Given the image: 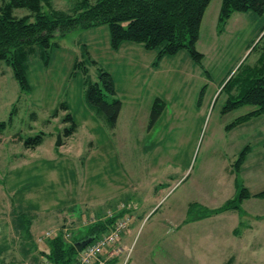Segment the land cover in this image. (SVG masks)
Listing matches in <instances>:
<instances>
[{
  "label": "rangeland",
  "instance_id": "1",
  "mask_svg": "<svg viewBox=\"0 0 264 264\" xmlns=\"http://www.w3.org/2000/svg\"><path fill=\"white\" fill-rule=\"evenodd\" d=\"M49 2L69 12L81 0ZM220 2L212 0L204 13L195 44L199 64L183 49L153 67L157 50L128 42L113 50L107 25L54 37L46 52L37 47L25 67L28 93L0 62V122L6 123L0 135V264L12 258L33 264L30 257L44 247L33 241L37 226L66 227L78 236L122 206L131 221L110 264L140 257L155 264H264V199L253 196L264 191V115L228 131L255 107L224 112L248 70L263 63L264 15L235 13L219 29ZM100 71L110 74L122 103L112 130L84 100L85 80L98 82ZM157 98L163 111L149 126ZM68 114L77 129L66 137ZM41 133L43 143L27 149L25 141ZM246 146L239 178L251 197L241 212L189 221L235 196L232 165ZM25 239L28 254L11 257ZM38 260L34 264L45 261Z\"/></svg>",
  "mask_w": 264,
  "mask_h": 264
},
{
  "label": "trees",
  "instance_id": "2",
  "mask_svg": "<svg viewBox=\"0 0 264 264\" xmlns=\"http://www.w3.org/2000/svg\"><path fill=\"white\" fill-rule=\"evenodd\" d=\"M212 0H81V3L69 12L53 9L49 0H0V62L11 67L13 76L21 92L28 93L30 86L25 74L26 62L38 47L46 52L53 44L54 37H64L68 32L81 29L88 30L107 25L110 35V47L119 49L123 43H136L146 50H157L152 66L157 67L165 56H174L185 49L191 59L199 64L202 55L195 49L204 13ZM26 9L28 14L16 17L14 11ZM235 13H255L264 15V0H221L217 27H224ZM262 33V32H261ZM264 34L261 36V39ZM239 94L230 102L224 112L243 106H253L255 110L234 120L227 130L248 122L251 118L264 115V55L263 63L254 67ZM98 82L85 80L84 100L90 112L103 121L108 129H114L121 112L122 103L116 97L113 80L109 73L100 71ZM232 81L230 78L228 85ZM66 108L65 104L61 105ZM164 104L155 99L150 110L149 126L153 125L163 111ZM16 109L13 107L9 121ZM66 121L71 125L65 131V136L72 135L77 125L68 114ZM6 128L5 122H0V135ZM43 143V134L25 141L27 149H35ZM249 147L246 146L232 165L235 174V196L225 201L215 209L205 208L200 215L189 219L197 221L218 214L236 211L241 212V205L251 195L243 187L239 173ZM254 197L264 199V191ZM195 207L190 204L188 211ZM105 217L86 225L78 236H71L66 241L62 235L48 240L41 254L45 261L52 264H75L79 252L75 243L83 240L95 241L108 232L117 217ZM187 222V221H185ZM66 228V227H65ZM64 227L60 228V230ZM69 231V230H68ZM89 243V244H90ZM42 246V245H41Z\"/></svg>",
  "mask_w": 264,
  "mask_h": 264
},
{
  "label": "built area",
  "instance_id": "3",
  "mask_svg": "<svg viewBox=\"0 0 264 264\" xmlns=\"http://www.w3.org/2000/svg\"><path fill=\"white\" fill-rule=\"evenodd\" d=\"M124 211V206L120 207L118 212ZM114 215L108 213L107 217ZM131 221V215L128 212L122 213L115 220L110 230L95 241L88 244L78 254L75 264H107V262L121 253L118 243L123 233L127 232ZM94 222V221H93ZM92 223V222H91ZM66 240H70L68 229H49L42 232L36 239L38 245H44L48 240L61 236ZM42 264H52L45 261Z\"/></svg>",
  "mask_w": 264,
  "mask_h": 264
},
{
  "label": "crops",
  "instance_id": "4",
  "mask_svg": "<svg viewBox=\"0 0 264 264\" xmlns=\"http://www.w3.org/2000/svg\"><path fill=\"white\" fill-rule=\"evenodd\" d=\"M220 4H221V2H220ZM219 8H220V6H219ZM218 13H219V11H218ZM233 16V15H232ZM231 16V17H232ZM231 17L229 18V20L231 19ZM228 20V21H229ZM227 21V22H228ZM227 24V23H226ZM121 47V46H120ZM119 47V48H120ZM101 220V219H100ZM42 224V223H41ZM43 228H40L39 226H37V227H35L34 228V240L33 241H35L36 240V238L42 233V232H44L45 231V229H43ZM51 229V228H50ZM52 229H55V228H52ZM57 229H59V228H57ZM181 229V227L179 228V230ZM46 230H49V229H46ZM28 233L30 234V231L28 230ZM127 233V232H126ZM31 235V234H30ZM28 236H26V238H27ZM121 241V240H120ZM120 241H119V243H120ZM119 243H118V246H119ZM11 244H12V246H7V248H12L13 246H14V243H13V241H11ZM25 245H27V241H26V239L25 240H23V243H20V246H19V249H18V251H16L14 254H11V257H13V256H16L17 254H20V252L22 253L21 254V256H23L24 254H28V250H26V248H25ZM45 247H47V244L43 247V248H41V249H43L44 250V248ZM120 247V246H119ZM38 248V247H37ZM36 248V249H37ZM41 249H37V252L38 251H40ZM42 252V251H41ZM38 254V255H37ZM36 255H37V258H39V260H38V263H40L41 261H42V259H44V256L40 253H37ZM31 258V260H32V263L34 264V262H36V259L37 258H35V257H30ZM144 257H140V259L139 260H136V259H134L130 264H155V263H152V261H150V260H145V259H143ZM45 260V259H44ZM116 260V258L115 259H113V260H109L108 262H107V264H110V263H112L113 261H115ZM137 261H138V263H137ZM170 262L171 263H173L172 262V260H170ZM13 263V258L11 259V261H9L7 264H12ZM166 263V262H165ZM165 263H162V264H165ZM13 264H16V263H13ZM128 264H129V262H128ZM157 264H159L158 262H157Z\"/></svg>",
  "mask_w": 264,
  "mask_h": 264
},
{
  "label": "water",
  "instance_id": "5",
  "mask_svg": "<svg viewBox=\"0 0 264 264\" xmlns=\"http://www.w3.org/2000/svg\"><path fill=\"white\" fill-rule=\"evenodd\" d=\"M57 145H59V143H57ZM91 242V240L87 239V240H83V241H79L77 243H75V248L78 252H80L86 245H88Z\"/></svg>",
  "mask_w": 264,
  "mask_h": 264
}]
</instances>
